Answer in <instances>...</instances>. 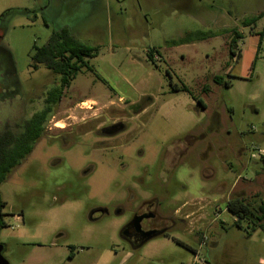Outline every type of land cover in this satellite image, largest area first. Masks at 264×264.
I'll return each mask as SVG.
<instances>
[{"label": "rangeland", "instance_id": "rangeland-1", "mask_svg": "<svg viewBox=\"0 0 264 264\" xmlns=\"http://www.w3.org/2000/svg\"><path fill=\"white\" fill-rule=\"evenodd\" d=\"M192 5L185 17L159 12L154 0H0V131L7 122L14 131L16 123L43 111L59 87L56 75L31 67L34 47L65 28L96 48L86 59L92 72L82 69L70 81L51 108L42 138L0 186L6 223L0 244L8 264H95L104 254L112 256L110 264H212L206 247H199L200 232L208 228V237L222 234L223 256H235L236 264H264V233L252 232L246 218L237 227L226 209L239 181L244 197L253 200L248 193L257 191L261 201L254 198L252 204H264V160L250 157L264 150V36L256 69L240 78L244 64L228 66L231 77H221L230 87L204 100L206 112L170 93L164 65L156 69L147 59V50L161 41L191 43L174 66L185 73L192 68L186 74L192 87L196 66L214 73L216 59L227 56V39H211L217 33L236 29L237 47L243 56H254L258 37L241 22L263 12L264 0H192ZM11 9L25 12L4 13ZM263 24L264 19L257 21L253 31ZM153 60L160 62L158 56ZM144 94L155 101L139 114L129 110L133 104L118 103L119 98L138 102ZM212 113L219 123L212 124ZM119 122L128 127L124 134L95 135ZM201 133L204 138L185 152L172 149L185 135ZM152 196L161 216L174 217L177 209L175 216L191 218L170 230L176 240L156 238L129 250L114 222L130 214L117 216V208H135ZM94 207L107 209L109 216L90 222ZM177 240L199 250L194 261ZM152 250L155 256L149 255Z\"/></svg>", "mask_w": 264, "mask_h": 264}, {"label": "trees", "instance_id": "trees-1", "mask_svg": "<svg viewBox=\"0 0 264 264\" xmlns=\"http://www.w3.org/2000/svg\"><path fill=\"white\" fill-rule=\"evenodd\" d=\"M23 13L25 10L11 9L6 10L4 13ZM264 19V11L253 16L249 19H244L241 22L242 28H249L250 31L256 25V22ZM252 32V31H251ZM249 32L250 35H256ZM231 39L228 43V56L231 64H237L240 60L241 50L237 47L238 41L241 39V34L236 29L230 31ZM257 39L256 53L250 64V71L253 70L255 61L257 60L258 51L261 47L262 39L264 36V24L263 32L259 33ZM173 45H178L177 42H172ZM96 48H88L81 44L74 36H72L66 30L53 31L41 47H34L30 56L31 67L37 70L40 66L50 71L58 77L59 87L54 89L47 99L49 104L43 111L34 113L29 119L21 120L20 123H16L12 130V126L7 122L0 131V186L8 179L9 175L17 169L25 159L30 155L34 149L35 144L43 136V126L47 120L49 114H51V108L62 97L63 91L68 87L71 80L82 70L92 72L90 66L87 64L86 59L94 57ZM154 49H148L147 58L149 62L158 68L156 62L153 60L152 54ZM164 75L167 78L169 92L186 93L188 94L195 104L204 109L203 103L197 98L193 92L184 85L179 79L177 83L172 82V76L168 70H164ZM229 79L231 76L226 75ZM212 82L220 87L229 88L230 81L223 80L221 76L216 75L212 78ZM203 93H208V87L204 86ZM218 114L215 113L214 117ZM264 160V155L260 158V161ZM5 203L0 195V231L6 227V223L3 219V208ZM226 209L231 213L236 221L234 224L240 227V221L244 218L247 219L249 228L252 232L260 231L264 233V205H259L257 208L254 204L237 198H230L226 203ZM69 256H72L70 251Z\"/></svg>", "mask_w": 264, "mask_h": 264}, {"label": "crops", "instance_id": "crops-1", "mask_svg": "<svg viewBox=\"0 0 264 264\" xmlns=\"http://www.w3.org/2000/svg\"><path fill=\"white\" fill-rule=\"evenodd\" d=\"M154 1L156 3L158 11L159 12L164 11V12H167V14L179 13L180 15H184L186 17L187 13L190 12L193 8L192 0H154ZM49 5H50V3H45V7H43V10H47L49 8ZM152 29L157 30L156 28H152ZM58 30H66L67 32H69V30H67L65 28H59V29H57V31ZM74 37L77 39L76 36H74ZM219 37H224L227 39L223 43L224 50L227 49V56H220V59H216L214 65H217V69H216V71H214V73H212L210 71V69H204L203 68L201 70L200 67L196 66L198 70L195 73V78L190 81L192 84V87H190V85H189L190 83H189L188 79H186L187 78L186 74L188 72V69H186V73H185L184 71H180L176 65L174 66L175 61L177 59L180 58V60H184L186 58V56H187V48L186 47L188 45H192V44L191 43H189V44L185 43V44L173 45L172 41L170 42V40H167V41L164 40V41H161L160 43H158L155 47H153L154 53L152 54V56H153L152 58L154 59L155 56H158V59L160 61V62H156V65L163 64L165 67V70H168V72L171 74L173 83H177V79H179L184 85H186L193 92V94L197 98H199V100L204 105V109L198 108L199 110H201V112L207 111V106L204 103V100L207 99L214 91L220 89V86H218L212 82V78L216 75H219V76L224 75L225 76L227 73L230 74V71L227 72L228 66L231 65L233 67V64H231V61H229V56H228V43L231 39L230 31H221V34L217 33L216 35L212 36L211 39H218ZM79 42L81 44L85 45L83 42H81V41H79ZM240 50H241V56H240V60L238 63H243L244 68H243V73L239 76H240V78H246L249 71H250V64H251L254 56H252V55L251 56L250 55L249 56H243L242 49L240 48ZM176 52H178V53H176ZM259 52L260 51H258L257 60H259V58L261 57L260 56L261 53H259ZM255 53H256V51H255ZM170 59H173L172 63L169 62ZM257 60L255 61V65H254L253 70L256 69ZM189 69L190 70L188 73H190L192 68H189ZM159 74H161V73H159ZM204 86L208 87V93L202 92V89L204 88ZM178 97L180 100L185 102V104H189L191 107L194 106V104H195L194 101L192 100V98L186 93H180ZM142 98H147V99L151 100L152 103L155 101V100H153V98H150V96L146 95V94H144L142 96ZM85 102L86 101L81 102L80 104H83ZM120 102H124V103L131 105V104L136 103L137 101L136 100L129 101V100H124L122 98H119L118 103H120ZM211 106H213V105H211ZM223 111L226 113L227 117L230 118L231 113L229 110H227L226 107L224 108ZM220 115H221V113H220ZM256 176H257V174H256ZM243 180L246 181V179H243ZM262 180L264 182V176H262ZM251 183H253V182L248 183V186H250ZM243 185H244V183H240V181L238 182V184H237L238 189H236V188H235L236 190L234 189V194H236V195H234L232 198L243 199V200H246L250 203H253L254 198L257 199L256 201H258V200L261 201L260 200L261 194L258 193L257 191H255L251 194L248 193V195L250 196L249 198L253 197L252 198L253 200H248V198L244 197V194L246 192V188ZM242 191H243V193H242ZM258 197H260V198H258ZM229 199H230V197L228 198V200ZM259 205H264V204L262 202H260ZM122 222H123L122 219H118L114 222L116 229H118V227L122 224ZM208 229L206 231L207 233H203V236L205 238V241L203 242V246L206 247L208 261L211 262L212 264H236L237 262H236L235 256H233V255H228L227 257L223 256L225 249H223L224 247H222L220 245L221 243L219 241L222 238V236H221L222 234L219 232V233L214 234L215 237L211 234L208 237V232L210 233L212 231V230H210V228H208ZM221 229H224V228H221ZM163 239H168V238H163ZM183 244H185V243H183ZM185 245L189 246L187 244H185ZM146 247L148 249H151L149 245ZM154 247L155 246H153V248ZM189 248L194 249L193 247H189ZM231 252L233 253V250ZM150 253L151 254H149V255L155 256L156 250H152ZM111 261H112V256L104 254V255L99 256V258L97 259L95 264H110Z\"/></svg>", "mask_w": 264, "mask_h": 264}, {"label": "flooded vegetation", "instance_id": "flooded-vegetation-1", "mask_svg": "<svg viewBox=\"0 0 264 264\" xmlns=\"http://www.w3.org/2000/svg\"><path fill=\"white\" fill-rule=\"evenodd\" d=\"M246 29H249L246 27ZM254 29V28H253ZM253 29H251L252 32ZM249 30V32H251ZM248 32V33H249ZM251 32V33H252ZM263 32V27L261 31L257 33H252L256 34V36ZM258 37V36H257ZM147 103V104H146ZM151 100L147 98H143L140 101L136 102L132 106H129V110L131 111V108L133 110H138L139 114L144 108L147 106L151 105ZM195 103V102H194ZM145 105V106H144ZM199 107L196 105L195 110L198 111ZM202 109V108H200ZM215 113H212L211 116V121L212 124L219 123L218 117H214ZM128 130V127L126 124L123 123H115L111 124L109 126H106L104 128H101L95 132V135L100 138H115L117 136H120L121 134H124ZM204 138L203 133H201L199 136L195 137L192 135H185L182 139H180L178 142L173 144L174 150H176V153L179 154V151L185 152L186 149L194 144L197 140H202ZM181 147V148H180ZM262 157V156H261ZM259 157V160L260 158ZM92 171V167L87 168L84 171V174H88ZM133 200V198H131ZM160 204L159 200L157 197H150V198H142V200L139 202L138 206L133 208L131 205L128 206L127 210L123 205L118 206L117 208V216H124L127 211V213L130 214L129 218L125 219L122 224L118 227L117 230V236L118 239L125 244V246L129 250H137L141 247H143L145 244L150 242L153 239L156 238H171L172 240L174 237L170 235V230L173 229L177 224H185L186 220H190L191 214H185L181 218L178 216H175L176 213L178 212L177 209L174 211V217L173 216H161L160 212L158 211ZM132 209H131V208ZM183 207V206H181ZM109 216V212L107 209L102 208V207H94L90 210L89 213V220L90 222H98L103 217ZM123 220V219H122ZM152 232L156 234L155 237L148 239L151 235ZM202 232V231H201ZM200 232L199 235V247L203 245V242L205 241V238L203 234ZM178 244L180 246H184L185 248L189 249L190 252L193 254V261L197 257V254L199 250L197 249H192L189 248V246H186L183 244V242L177 240Z\"/></svg>", "mask_w": 264, "mask_h": 264}, {"label": "water", "instance_id": "water-1", "mask_svg": "<svg viewBox=\"0 0 264 264\" xmlns=\"http://www.w3.org/2000/svg\"><path fill=\"white\" fill-rule=\"evenodd\" d=\"M131 112L133 114H137L132 108H131ZM155 236H156V234H154L152 232V235L148 239H151V238H153ZM3 251H4V247H3V245L0 244V264H8V262L4 259L3 255H2Z\"/></svg>", "mask_w": 264, "mask_h": 264}, {"label": "built area", "instance_id": "built-area-1", "mask_svg": "<svg viewBox=\"0 0 264 264\" xmlns=\"http://www.w3.org/2000/svg\"><path fill=\"white\" fill-rule=\"evenodd\" d=\"M264 155V150H256L254 153H251L250 157L252 159H258L259 157Z\"/></svg>", "mask_w": 264, "mask_h": 264}]
</instances>
